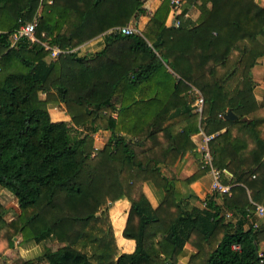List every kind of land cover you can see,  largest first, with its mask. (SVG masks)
Listing matches in <instances>:
<instances>
[{"label":"trees","instance_id":"trees-1","mask_svg":"<svg viewBox=\"0 0 264 264\" xmlns=\"http://www.w3.org/2000/svg\"><path fill=\"white\" fill-rule=\"evenodd\" d=\"M147 1L0 0V187L18 207L7 220L0 202V264H179L186 244V264H261L264 223L254 228L247 214L264 205V89L252 75L264 4L182 0L199 13L174 27L169 0L153 11ZM142 16L141 35L109 31ZM33 19L39 42H14ZM41 42L66 52L51 59ZM52 104L69 119L52 120ZM200 131L214 134L212 161L231 185L204 208L189 206V185L208 171L200 155L196 173L177 172ZM122 197L131 252H120L109 213ZM55 243L30 259L8 255Z\"/></svg>","mask_w":264,"mask_h":264},{"label":"crops","instance_id":"crops-1","mask_svg":"<svg viewBox=\"0 0 264 264\" xmlns=\"http://www.w3.org/2000/svg\"><path fill=\"white\" fill-rule=\"evenodd\" d=\"M258 1H260L262 4H264V0H258ZM147 3H148V6L149 5L152 6V11H153L159 5L160 0H148ZM209 5H210V3L207 4V6H209ZM8 8L10 9V11L14 12V5L13 4L9 5ZM198 13H199V10L194 4L186 3L184 6L182 4V10H181L180 17H181L182 21H186L187 23H192L195 21ZM132 22L133 21H130L126 25H131ZM121 26H123V25H121ZM263 62H264V60L262 59L261 64ZM258 66H256L252 70V75H253L254 80L256 82V88L258 90H261V89H264V72H259L256 69ZM51 108H53V109H51ZM51 108H50V115L55 118L52 120L59 121V120H67L68 119L65 111H59L57 109V107H51ZM53 117H51V118H53ZM198 133H195L192 135V140L194 141L196 146L201 142V136ZM197 171H198V165H197V161H196V156L189 152V154H187L178 163V166H177L178 175L181 177H188V176L196 173ZM225 180H227V179H225ZM211 181H212V178H211L210 174L208 172H206L205 174L199 176L191 185H189V190H190V194H191V197L189 199V206L198 205V206L202 207V203H200V201L205 196H207L208 194H211V189H210L211 188ZM255 204H259V205L264 207L263 204H260V203H255ZM202 208H204V207H202ZM128 209H129V201L123 197L112 202L110 207H109V213H110V217L112 220L114 235H115V238H116L120 252H131V251H133L134 246H135L134 240L126 239L122 236V230H123L125 223H126ZM227 212L232 213V217H230L228 219L235 218V214L232 211H226L224 214H226ZM254 218L255 219H253V220L258 221L259 225L264 223L263 219L260 218L259 216L256 215ZM115 223H116V225H115ZM117 233L120 234V236H119V237H121L120 242L118 240ZM40 245H42V244H40ZM30 246H32V248H30ZM123 246L125 247L124 249H122ZM263 247H264V241H262L260 243L259 250H261ZM23 248L26 251H28L29 248L33 249L36 252V254L39 251H42L41 246L33 245V244L25 246ZM194 251H195V249L191 245L186 244L184 252H183V254L179 260V264H186L188 256ZM28 259H30V258H28Z\"/></svg>","mask_w":264,"mask_h":264},{"label":"built area","instance_id":"built-area-1","mask_svg":"<svg viewBox=\"0 0 264 264\" xmlns=\"http://www.w3.org/2000/svg\"><path fill=\"white\" fill-rule=\"evenodd\" d=\"M50 3L51 0H48ZM170 3V11L167 19V25L168 26H174L178 27L181 24V9H182V0H169ZM35 28H36V20L33 19L32 21L26 22L24 24L19 25L12 33L11 38L15 42L19 38L25 36L27 37L30 41H37L39 40L36 38L35 35ZM110 32L114 33H121V34H133L137 33L139 34V30L137 27H133L132 25H123V26H115L111 29H109ZM41 44L44 46L46 50L49 51V57L51 59L57 58L60 54L65 53V50H62L58 46H50L46 43ZM195 104L197 106V110L201 112L202 110V105H203V98L199 96L195 100ZM201 136V142L197 145L196 149H191L190 152H195L197 151L201 157L202 164L201 168L208 169V173L210 174L212 181H211V192H219L221 194H227L229 195L231 185L224 182L225 179L228 177V173L225 169H220L219 167L215 166L212 161V155L208 146V142L211 140V138L214 136V134H205L202 131L198 133ZM206 204L205 202H202V207H205ZM255 210H256V215L259 216L260 218L263 219L264 221V207L255 204ZM226 218L232 217L231 212H227L225 214ZM247 218L249 222L252 224L254 228H257L259 226V222L253 220L248 214ZM236 247V246H235ZM258 256L260 258L261 264H264V247L258 251Z\"/></svg>","mask_w":264,"mask_h":264},{"label":"rangeland","instance_id":"rangeland-1","mask_svg":"<svg viewBox=\"0 0 264 264\" xmlns=\"http://www.w3.org/2000/svg\"><path fill=\"white\" fill-rule=\"evenodd\" d=\"M147 2L145 4V7L148 9V11H152V6L151 5L148 6ZM132 21L133 22H132L131 25L133 27L134 26L137 27V29L139 30V34L141 35V30H142L145 22L147 21V17L142 16V17H139V18H137L135 20H132ZM166 24H167V22H166ZM263 60H264V58H263ZM256 69L259 72H264V62L262 64H259V66ZM194 90H195V92H198L196 89H194ZM194 103H195V101H194ZM51 107H57V109L59 111H65L64 106L62 104H52ZM51 107H49V109ZM51 109H53V108H51ZM51 117H53V116H51ZM67 118H68V116H67ZM52 119H55V118L53 117ZM93 137L95 138L96 143L100 144V143L105 142V140L107 139L108 135H107V133L97 132V133L94 134ZM196 148H197V146L195 145V147L193 149H196ZM190 153H192L194 155H199V153L197 151L190 152ZM0 202L2 204H4L8 208V212L5 215V218L7 220L12 219L13 217L16 216V214L18 212V207H17L16 203L14 202V200L12 198V195L6 189H3L1 187H0ZM115 225H116V223H115ZM117 236H118V240L120 242V240H121V237H119L120 234L117 233ZM15 240L18 241L19 238L18 239L15 238ZM38 246H41V250L42 251H49V250H55L56 248L61 246V244L55 243V244H53L51 246H45L44 244H42V245L38 244ZM30 248H32V246H30ZM30 248H29L28 251H26V250H24L23 247H21L19 244H17L13 250L9 251L8 255H9L10 260H15L16 258L28 259V258L35 257L36 256V252L33 249H30ZM124 248L125 247L123 246L122 249H124Z\"/></svg>","mask_w":264,"mask_h":264},{"label":"water","instance_id":"water-1","mask_svg":"<svg viewBox=\"0 0 264 264\" xmlns=\"http://www.w3.org/2000/svg\"><path fill=\"white\" fill-rule=\"evenodd\" d=\"M224 116L227 119H234L235 118V114L232 111H230V110L226 111V113L224 114Z\"/></svg>","mask_w":264,"mask_h":264}]
</instances>
